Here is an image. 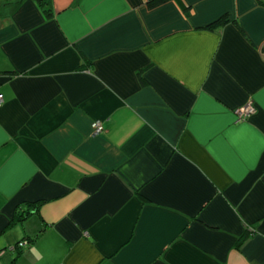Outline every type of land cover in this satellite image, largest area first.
<instances>
[{
	"label": "crops",
	"instance_id": "1",
	"mask_svg": "<svg viewBox=\"0 0 264 264\" xmlns=\"http://www.w3.org/2000/svg\"><path fill=\"white\" fill-rule=\"evenodd\" d=\"M147 2L0 0V264H264V2Z\"/></svg>",
	"mask_w": 264,
	"mask_h": 264
},
{
	"label": "built area",
	"instance_id": "2",
	"mask_svg": "<svg viewBox=\"0 0 264 264\" xmlns=\"http://www.w3.org/2000/svg\"><path fill=\"white\" fill-rule=\"evenodd\" d=\"M264 2V0H261ZM2 101V97L0 95V102ZM235 115L237 120H242L248 117L250 114H253L255 112V108L253 107L252 104H246L241 107H238L235 109ZM91 129H92V134L93 135H98L102 132V124L100 121H93L91 123ZM27 243V241H21L17 245L18 246H24ZM14 248V247H13Z\"/></svg>",
	"mask_w": 264,
	"mask_h": 264
},
{
	"label": "trees",
	"instance_id": "3",
	"mask_svg": "<svg viewBox=\"0 0 264 264\" xmlns=\"http://www.w3.org/2000/svg\"><path fill=\"white\" fill-rule=\"evenodd\" d=\"M36 1L43 8L44 12L47 15H49V9H48V7H46L48 5L49 0H36ZM167 1H170V0H148L147 5L149 7H153L155 5H159V4L164 3V2H167ZM174 1L180 3V0H174ZM181 5H182V9L184 10V12L188 15L189 14V11H190V8L187 7V6H184L183 4H181ZM226 22H227V17L226 16H223V17L219 18L214 24H223V23H226ZM214 24H212V25H214ZM212 25H210L209 27H212ZM141 82L144 83V80L142 78H141ZM23 216L24 215H22V217ZM21 241H25V240H21ZM21 241H18L17 244L19 242H21ZM17 244H16V247H18L20 249L21 246H18Z\"/></svg>",
	"mask_w": 264,
	"mask_h": 264
}]
</instances>
